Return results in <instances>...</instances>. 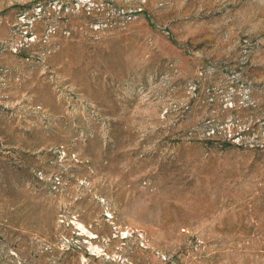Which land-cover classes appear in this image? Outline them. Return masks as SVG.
<instances>
[{
  "label": "rangeland",
  "instance_id": "374dc122",
  "mask_svg": "<svg viewBox=\"0 0 264 264\" xmlns=\"http://www.w3.org/2000/svg\"><path fill=\"white\" fill-rule=\"evenodd\" d=\"M0 264H264V0H0Z\"/></svg>",
  "mask_w": 264,
  "mask_h": 264
},
{
  "label": "built area",
  "instance_id": "2783aa9c",
  "mask_svg": "<svg viewBox=\"0 0 264 264\" xmlns=\"http://www.w3.org/2000/svg\"><path fill=\"white\" fill-rule=\"evenodd\" d=\"M163 258H165L164 256H162Z\"/></svg>",
  "mask_w": 264,
  "mask_h": 264
}]
</instances>
